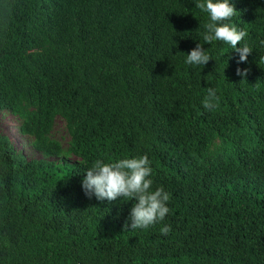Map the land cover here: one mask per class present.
Segmentation results:
<instances>
[{
  "label": "trees",
  "instance_id": "trees-1",
  "mask_svg": "<svg viewBox=\"0 0 264 264\" xmlns=\"http://www.w3.org/2000/svg\"><path fill=\"white\" fill-rule=\"evenodd\" d=\"M232 3L252 52L238 65L203 44L200 70L183 63L207 21L195 0H0V117L42 156L0 133V264H264V0ZM126 154L170 194L144 229L129 227L133 200L80 186L96 159Z\"/></svg>",
  "mask_w": 264,
  "mask_h": 264
},
{
  "label": "clouds",
  "instance_id": "clouds-1",
  "mask_svg": "<svg viewBox=\"0 0 264 264\" xmlns=\"http://www.w3.org/2000/svg\"><path fill=\"white\" fill-rule=\"evenodd\" d=\"M194 7L206 14L207 21L202 26L203 31L195 46L186 54L183 52V63L201 70L212 60L202 45L209 46L213 42H221L237 53L238 65L246 62L252 49L242 43L247 33L231 22L232 17L237 14L232 0H195ZM260 44L264 45V40ZM247 71V68L237 67L235 74L243 80ZM216 99L215 91L209 88L202 106L212 109ZM152 172L150 160L143 154H126L107 163L103 159H96L84 171L80 186L86 197L95 198L97 201H115L118 197L123 201L133 200L128 210L129 227L144 229L163 221L169 213L170 194L162 186L154 187ZM169 230L167 224L160 228L162 234H167Z\"/></svg>",
  "mask_w": 264,
  "mask_h": 264
},
{
  "label": "rangeland",
  "instance_id": "rangeland-1",
  "mask_svg": "<svg viewBox=\"0 0 264 264\" xmlns=\"http://www.w3.org/2000/svg\"><path fill=\"white\" fill-rule=\"evenodd\" d=\"M17 125L18 121L9 115L7 112H3L0 117V133L4 134L9 138L12 142L13 146L22 154L25 159H42L41 154L36 152L30 145L31 139L29 138H20L17 134ZM51 139L56 140L64 149H67L69 137L67 135L66 130L64 129V125L60 119H57L54 124V129L51 134ZM53 161H58L54 158L50 159ZM76 159L73 156L67 158L68 163L75 162Z\"/></svg>",
  "mask_w": 264,
  "mask_h": 264
}]
</instances>
